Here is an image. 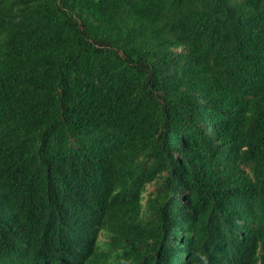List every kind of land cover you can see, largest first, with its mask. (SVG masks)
Listing matches in <instances>:
<instances>
[{
    "label": "trees",
    "instance_id": "1",
    "mask_svg": "<svg viewBox=\"0 0 264 264\" xmlns=\"http://www.w3.org/2000/svg\"><path fill=\"white\" fill-rule=\"evenodd\" d=\"M0 264H264V0H0Z\"/></svg>",
    "mask_w": 264,
    "mask_h": 264
}]
</instances>
